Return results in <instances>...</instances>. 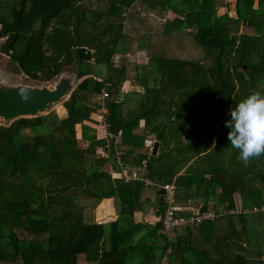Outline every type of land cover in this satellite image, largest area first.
<instances>
[{
  "label": "trees",
  "instance_id": "1",
  "mask_svg": "<svg viewBox=\"0 0 264 264\" xmlns=\"http://www.w3.org/2000/svg\"><path fill=\"white\" fill-rule=\"evenodd\" d=\"M231 1L233 14H219ZM93 3L102 9H93ZM169 13L173 18H166ZM128 22L132 32L140 29L141 49L156 61L149 66L155 71L136 72L140 91L118 101L127 67L115 65L114 58L125 51L119 45L128 41ZM184 29L204 55L168 58L182 54L168 45ZM0 38L6 39L1 58L24 80L48 84L71 69L77 83L62 103L65 119L51 111L0 126V264H79L80 257L88 264H160L164 258L166 264H264L260 240L249 236L243 213L169 235L159 222L151 228L136 223L147 188L110 174L97 129L105 90L108 130L119 138L127 172L174 184L177 216L192 214L179 204L189 199L200 212L264 205V155L248 166L239 159L223 162L231 148L221 146L227 133L221 123L231 119V109L250 93L264 92V0H0ZM92 65L104 66L105 78H97ZM77 125L85 148L78 145ZM184 126L193 147L176 143ZM153 135L162 151H173L167 157L152 153L142 169ZM110 151L115 159L114 148ZM191 156L189 166H180ZM104 199L114 200L118 218L88 222L90 207L82 202ZM158 200L159 216L165 205ZM257 216L264 245L259 217L264 215Z\"/></svg>",
  "mask_w": 264,
  "mask_h": 264
},
{
  "label": "rangeland",
  "instance_id": "2",
  "mask_svg": "<svg viewBox=\"0 0 264 264\" xmlns=\"http://www.w3.org/2000/svg\"><path fill=\"white\" fill-rule=\"evenodd\" d=\"M230 4H228V2H224L223 5H221L218 9V13L222 14V13H226V11H230V13H232L233 11V2H229ZM231 5V7H229ZM102 5L98 4V3H93L92 8L93 9H102ZM233 14V13H232ZM166 18L171 19L173 18L172 14H167ZM137 22V21H136ZM163 23V22H161ZM133 24L128 22L126 24V34H128V41L127 43L121 41L119 48H123L125 49L124 53L118 54L115 56L114 58V63L115 65H120V64H125L127 67V81H125L123 83V85L121 86V92L119 94V96H117V100L121 101L124 98V95L129 93L130 91L136 90V91H140V87H137V81H136V77L138 76L137 73H140V75L143 74L144 72V68L147 69V74H150L153 70L151 68H149L150 65H153L156 63V61H152L151 57L147 54V52L143 51V49H141L140 46V42H139V37H140V29H138L135 32H132L131 29H133ZM135 26L138 28L139 25L138 23L135 24ZM161 30V29H159ZM243 32L248 33L249 34V30L248 29H244ZM159 33V32H157ZM191 31L187 32L185 29L181 30V32L179 34H177L174 38H172L171 42H169L168 48L174 43V45H177L181 51L182 54H169L166 56L168 58H172V57H178V58H189V59H194L198 56H203L204 55V51L202 49H198L197 45L195 44V42H193V39L191 38ZM124 45V46H122ZM140 46V48H139ZM167 48V49H168ZM176 49V48H175ZM154 52V51H153ZM136 66L139 67V69H136ZM93 67V74L100 79L105 78L107 72H106V68L104 66H95L92 65ZM136 69V70H135ZM155 71V70H154ZM153 71V72H154ZM65 73H68V75H73L74 77V82L76 83L75 80V73L74 71L70 70H66L64 71ZM137 72V73H136ZM58 80V78L54 79L52 82L48 83V84H41L44 86H50L52 85V83H55ZM0 82L5 83V84H34L32 82H28L26 80H24L20 75H18L17 73H15V69L13 67V65L10 63V61L8 59H4L0 57ZM264 83V80H263ZM51 111L49 110L48 112H46L43 116L47 115L48 113H50ZM11 122H4V121H0V126H4V127H9ZM46 126L50 125L51 122H49L48 120L45 121ZM49 127V126H48ZM100 126L97 127V129L99 131H101ZM230 131V129L226 128V137L224 138L221 135V138L223 139L222 141L224 142L223 145H221L222 147H228L231 148V152H228V155L226 156L227 152L225 153L226 159H223V162H230L231 160H233L234 162L237 161V156H239V150L233 148L231 146V142L227 139L228 138V132ZM27 134H29V131H26ZM76 133L78 134L79 137V133H81V129L80 127H77V131ZM80 139V138H78ZM78 145L80 148H85L87 146V143L84 141H78ZM233 154V156H232ZM232 156V157H231ZM108 169V168H107ZM146 190V189H144ZM237 201L239 199L238 195H235ZM83 204H87L90 208H88L86 210V214H87V219L88 222L90 221H94L97 223H108L109 220H111V218L113 217V220H116L118 218V216H112L113 214V210L116 209L115 204H114V200L112 203V200L110 201H102L99 204H95V202L93 201H89V202H82ZM114 208V209H113ZM107 210H111V214H107L106 211ZM116 212V211H115ZM117 214V213H116ZM248 218L251 217H258L256 215L247 216ZM260 217V216H259ZM264 221V217H261ZM256 228L258 229V231H256V233L254 232L253 235L256 236V238L261 239V234H260V229L258 226H256ZM260 230V231H259ZM264 230V229H263ZM20 264V263H18ZM79 264H87L84 260L83 257L79 258Z\"/></svg>",
  "mask_w": 264,
  "mask_h": 264
},
{
  "label": "built area",
  "instance_id": "3",
  "mask_svg": "<svg viewBox=\"0 0 264 264\" xmlns=\"http://www.w3.org/2000/svg\"><path fill=\"white\" fill-rule=\"evenodd\" d=\"M94 60H91L90 63H93ZM108 98V93L105 90H102V96L100 98V107L97 111L98 118H99V126L101 128V131L103 132V140H104V146H103V152L102 156L104 158H107V154L109 153L111 148H114L115 151V158L118 162V165L122 168V162H121V154L118 152L117 147L119 145V138L116 137L114 134H112L108 130V122L106 120V116L108 113L105 100ZM154 137H151V140L148 142L147 145V158L142 161V169L146 167V164L149 160L150 155L153 153L154 150ZM120 176L122 179H124V182H129L130 180L135 181H141L144 183L145 187H149L150 189L158 190L160 195L159 198L162 199L165 209L163 210L162 214L158 216L157 222L161 223V226L163 228V231L166 234H170L174 229L178 228H186V227H193L198 226L203 222L206 221H212L220 216H226V215H234L243 213L245 216L248 215H264V205H262L260 208H254L252 210H242L239 208V206L235 207L233 210H222L221 212L216 211H207V212H200L196 211L189 215L188 217L185 216H177L175 214V211H177L176 205V198L178 195V189L174 184L165 183V184H156L152 182L149 179H144L140 176V171H133L130 173H127L124 170H120ZM170 250L168 251V253ZM167 259L164 258L163 261L160 264H166Z\"/></svg>",
  "mask_w": 264,
  "mask_h": 264
},
{
  "label": "water",
  "instance_id": "4",
  "mask_svg": "<svg viewBox=\"0 0 264 264\" xmlns=\"http://www.w3.org/2000/svg\"><path fill=\"white\" fill-rule=\"evenodd\" d=\"M6 39L0 38V48ZM1 57V50H0ZM74 76L61 73L50 86L34 84H5L0 82V121L43 116L53 106L64 102L74 91ZM158 145H154L155 154Z\"/></svg>",
  "mask_w": 264,
  "mask_h": 264
},
{
  "label": "crops",
  "instance_id": "5",
  "mask_svg": "<svg viewBox=\"0 0 264 264\" xmlns=\"http://www.w3.org/2000/svg\"><path fill=\"white\" fill-rule=\"evenodd\" d=\"M249 30V35H253V31L251 30V29H248ZM63 103V102H62ZM62 103H60V104H57V105H55V106H53L52 107V109H50V111H54L55 113H56V115L58 116V118L59 119H65L66 117H67V113H66V110L64 109V107L62 106ZM98 114V113H97ZM98 117V116H97ZM99 119V118H98ZM225 122L226 121H222V123H221V128H223V129H226V127H225ZM77 127H80V129H81V126L80 125H77L76 126V131H77ZM100 129V128H99ZM219 129V127L217 128V130ZM188 130H190L189 128L187 129L186 128V126H184V132H181V133H178V134H175V136H177V144L178 145H180L179 147L180 148H183V147H193L194 145H193V142H194V140H186V134H188ZM138 131L139 132H143V122H140V128L138 129ZM182 133H186L185 135L184 134H182ZM189 133H190V131H189ZM98 135H99V138L100 139H102L103 138V132L102 131H99L98 130ZM178 135H180V137L182 136V139L179 137L178 138ZM76 137H77V139L78 138H80V139H78V141L80 140V141H82L81 140V133H79V137H78V134L76 133ZM151 137H154V141L156 142V137H155V135H153V136H151ZM181 139V140H180ZM151 140V139H150ZM169 142V143H168ZM167 142V146L168 147H170V148H172V146H173V144H174V140H169ZM156 144V143H155ZM154 144V145H155ZM183 144H185V146H182ZM158 145V144H157ZM117 150H118V152L121 154V162H122V168L118 165V162H117V160H116V158L115 159H113V156H111V153H106L107 154V158H105L106 160H107V163H108V168H109V172H110V174L113 176V177H117V178H122L121 176H120V170H124V171H126L127 172V170H126V168H127V165H125L124 164V159L122 158L123 157V150H122V148L120 147V146H118L117 147ZM154 151V150H153ZM172 152L173 150H169V148H166V149H164L163 151L161 150V148L160 147H157V149H156V152H155V154L153 153V155H156V156H158L160 153H164L165 152V157H167L168 156V154H169V152ZM102 152H103V150L101 151V154H102ZM111 152V151H110ZM159 157V156H158ZM132 158L133 157H131V158H128L127 159V161H132ZM123 159V160H122ZM145 160V159H144ZM168 159H166V162L164 161L163 162V164H164V166H168V164H167V162H172V161H174V158H171V159H169V161H167ZM195 160V158H193L192 156L190 157V159H189V161L187 162V164H181L180 166H182L183 168H186L187 166H189L193 161ZM130 165V164H129ZM114 168V169H113ZM116 168L118 169L117 170V172H116ZM182 168V169H183ZM134 170H132V172H133ZM138 172V171H137ZM183 172V171H182ZM127 173H129V172H127ZM142 174L144 175V172L143 171H140V176L141 177H143L142 176ZM144 178V177H143ZM144 179H148V178H144ZM152 181V180H151ZM159 184H161V183H159ZM147 189L146 190H144L143 191V194L141 195V199L142 200H145V203H144V209L142 210V211H140V212H137V213H135L134 214V219H135V222L136 223H140V224H143V225H145V226H147L148 228H151V227H153L156 223H157V219H158V215L156 214L157 213V207H158V203H159V200H158V198H159V195H160V193H159V191L158 190H153V189H149V187H146ZM193 190L194 189H191L189 192L191 193V192H193ZM110 200H112V203H113V199H104V200H102V201H110ZM101 201V202H102ZM179 204H181V206L182 207H187V208H192L193 210V212L192 213H194V212H196V211H198V208L199 207H195L194 205V201H192L191 199H189L188 200V203H186V204H182V203H179ZM114 209V208H113ZM116 211V209H114L113 210V215L112 216H116L117 214V212H115ZM106 213L107 214H111V210H107L106 211ZM250 216H253V215H250ZM257 216V215H256ZM260 219H261V223H262V226H263V228H264V221H263V219L261 218V216H260ZM113 221H115V220H113V217L111 218V220H109L108 221V223H111V222H113ZM257 223H258V220H257V218H254V217H251V218H248L247 217V225H248V229H249V236L250 237H252L253 238V241L255 240L256 242H257V240H256V236L255 235H253V233L255 232L256 233V231H258V229L256 228V226H257ZM260 240V242H258L259 243V246L263 249V251H264V245L262 244V241H261V239H259ZM254 244V243H253ZM88 264V263H87Z\"/></svg>",
  "mask_w": 264,
  "mask_h": 264
},
{
  "label": "clouds",
  "instance_id": "6",
  "mask_svg": "<svg viewBox=\"0 0 264 264\" xmlns=\"http://www.w3.org/2000/svg\"><path fill=\"white\" fill-rule=\"evenodd\" d=\"M229 114L231 119L225 122L230 129L228 140L239 150L238 159L248 166L264 155V92L250 93Z\"/></svg>",
  "mask_w": 264,
  "mask_h": 264
}]
</instances>
